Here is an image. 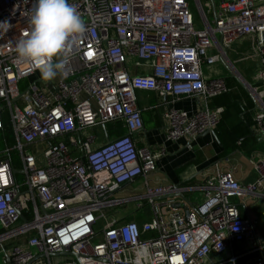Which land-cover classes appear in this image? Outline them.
Returning a JSON list of instances; mask_svg holds the SVG:
<instances>
[{"label":"built area","instance_id":"obj_1","mask_svg":"<svg viewBox=\"0 0 264 264\" xmlns=\"http://www.w3.org/2000/svg\"><path fill=\"white\" fill-rule=\"evenodd\" d=\"M194 1L202 28L189 0L68 1L85 32L54 58L68 75L46 81L39 65L18 62L15 51L35 0H0V20L10 21L0 31V136L9 120L15 140L6 150L0 145V246L10 264H137L139 248L150 250V264H264V242L228 255L256 239V221L239 204L264 197V157L252 161L253 182L232 171L209 178L187 216L172 201L158 202L177 194L176 185L147 182L164 150L137 147L144 127L138 91L202 99L194 114L167 111L169 141L215 132L225 109L209 102L230 90L222 78L207 80L203 69L224 63L234 73L227 49L247 38L256 42L259 69L246 86L256 104L254 131L264 141V0H211L206 9ZM142 62L152 66L150 75L134 74ZM112 123L128 133L98 141L92 131ZM72 135L84 141L67 145ZM138 178L146 180L143 195L116 196Z\"/></svg>","mask_w":264,"mask_h":264},{"label":"crops","instance_id":"obj_2","mask_svg":"<svg viewBox=\"0 0 264 264\" xmlns=\"http://www.w3.org/2000/svg\"><path fill=\"white\" fill-rule=\"evenodd\" d=\"M70 1V0H68ZM202 2V0H200ZM210 1L203 2L204 8ZM201 18V17H200ZM213 15H210V19ZM227 57L231 62L234 73H238L247 82H253L254 76L259 69V58L256 52V42L247 38L227 49ZM220 64V63H219ZM224 64V63H223ZM211 65L204 67V76L207 80L222 78L229 88L227 94L232 96V101L225 104L226 94L217 96L210 100L211 108H224L221 124L217 131L203 134L195 141L186 138L169 141L167 139V126L165 114L169 109L196 113L203 105L199 97H183L175 101L171 97L160 98L152 91H138L136 93L137 106L141 111L143 129L136 135L137 147H151L156 150H164L165 155L157 162V171L152 173L147 182L151 186L173 184L179 188L177 194L168 196L165 199H158V202L166 200L181 206L182 212H187L202 202L205 194L206 181L216 176L218 172L232 171L236 179L242 183L255 181L256 174L252 167V161L264 157V141L254 130L256 104L249 93L238 80L225 76L221 68ZM225 65V64H224ZM226 66V65H225ZM227 67V66H226ZM135 75H150L152 66L149 63H138L132 68ZM234 80V82H233ZM106 127L95 128L92 133L98 141H106L114 130ZM120 128H127L123 124ZM242 134L237 140H231L230 135ZM71 138L84 141L79 135H72L65 138V143L70 144ZM146 180L138 178L135 182L127 184L116 196L121 199H128L133 196L143 195ZM264 193V190L261 191ZM135 202V201H134ZM132 204H136L132 203ZM147 203L144 202L146 206ZM240 208L243 215H248L256 221V239L245 241L242 245L235 247L228 255L245 254L254 249L256 242H264V197H251ZM151 212V210L149 211ZM264 253H258V255ZM250 257L244 258L248 260ZM0 264H10L3 248L0 246Z\"/></svg>","mask_w":264,"mask_h":264},{"label":"clouds","instance_id":"obj_3","mask_svg":"<svg viewBox=\"0 0 264 264\" xmlns=\"http://www.w3.org/2000/svg\"><path fill=\"white\" fill-rule=\"evenodd\" d=\"M29 31L23 33L15 45L18 62L39 65L42 79L53 80L57 75L66 77L62 62L54 58L62 57L69 42L85 32V23L78 11L68 0H35L29 16ZM10 29V21L0 20V31ZM137 264H150L151 253L147 248L136 251Z\"/></svg>","mask_w":264,"mask_h":264},{"label":"trees","instance_id":"obj_4","mask_svg":"<svg viewBox=\"0 0 264 264\" xmlns=\"http://www.w3.org/2000/svg\"><path fill=\"white\" fill-rule=\"evenodd\" d=\"M233 82H234V80H233ZM227 93H225L226 95L224 96V97H226L225 104H224L225 106L230 104L231 101L233 100L232 96L227 94ZM224 113L226 115L227 111ZM222 118H223V116H222ZM221 121H223V120L221 119ZM220 124H221V122H220ZM112 125H113V127L111 125H109V129L113 128V130H114L112 133H110V135H111L110 138H112V137L118 138V137H122V136L127 134L125 128H120V125L115 124V123H112ZM218 128H219V126L217 127V129ZM10 129H11L10 122H9V120H6L4 132L0 136V145H1L2 150H6L7 148L12 147L15 143L13 133ZM217 129L215 130V132L217 131ZM241 136H242V134H233V135H230V138H231V140H233V139L237 140ZM9 158L11 159V161L13 163V168L16 170H19L21 168V163H20L18 154L16 152H12V153H10ZM15 178H16L17 182H21L23 180V176L21 174H17Z\"/></svg>","mask_w":264,"mask_h":264},{"label":"rangeland","instance_id":"obj_5","mask_svg":"<svg viewBox=\"0 0 264 264\" xmlns=\"http://www.w3.org/2000/svg\"><path fill=\"white\" fill-rule=\"evenodd\" d=\"M207 0H202L203 2H206ZM211 1V0H208ZM219 0H215V2H218ZM189 2L191 3V11L195 16V24L197 28H202V23H201V19H200V13H199V7L197 6V4L195 3L194 0H189ZM219 68H221L222 72L225 73V76L231 77L232 79L237 80L238 79V75H236L237 77L234 76V73L231 72L223 63H220L218 65ZM237 78V79H236ZM26 84L23 83L22 87H25ZM237 201V200H235ZM147 214L149 215V210H146ZM2 230L1 226H0V231Z\"/></svg>","mask_w":264,"mask_h":264},{"label":"water","instance_id":"obj_6","mask_svg":"<svg viewBox=\"0 0 264 264\" xmlns=\"http://www.w3.org/2000/svg\"><path fill=\"white\" fill-rule=\"evenodd\" d=\"M236 75H238V82L246 89V90H248V87L246 86V83H247V81L246 80H244L243 78H242V76L240 75V74H238V73H234V76L235 77H237ZM249 91V90H248ZM208 133H215V132H207V133H205V134H208ZM19 174H21V172H18ZM126 186V185H125ZM125 186H123V187H125ZM165 198H167V197H165ZM165 198H163V199H165ZM174 207L175 208H177V209H181V206L180 205H178V204H174ZM189 214V211H187V216H189L188 215ZM63 255H65V254H63Z\"/></svg>","mask_w":264,"mask_h":264}]
</instances>
